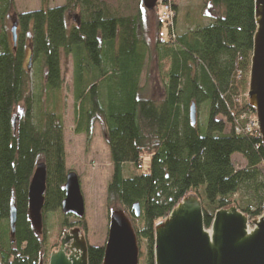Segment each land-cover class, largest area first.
I'll return each instance as SVG.
<instances>
[{
	"label": "trees",
	"instance_id": "trees-1",
	"mask_svg": "<svg viewBox=\"0 0 264 264\" xmlns=\"http://www.w3.org/2000/svg\"><path fill=\"white\" fill-rule=\"evenodd\" d=\"M15 1L0 0V264H42L54 253L46 213L63 214L70 172L62 54L73 59L74 132L90 144L95 125L102 126L114 167L107 205L126 213L139 247L146 242L143 264H155L156 226L191 194L203 205L207 229L220 209L237 206L253 219L264 213L263 140L258 129L237 131L246 125L245 115L256 116L247 96L255 0H203L216 16L184 31H178V9L171 4L175 17L169 24L157 14L154 42L144 0H67L55 7L43 0L39 10L13 16L14 43L7 19ZM153 59L162 92L140 96ZM193 103L197 110L207 105L206 132L204 124L192 123ZM235 154L244 157L245 168L235 167ZM41 162L47 189L38 233L29 217V187ZM75 225L86 230L84 221L61 222L62 229ZM104 253V246H89L88 264H103Z\"/></svg>",
	"mask_w": 264,
	"mask_h": 264
},
{
	"label": "water",
	"instance_id": "water-1",
	"mask_svg": "<svg viewBox=\"0 0 264 264\" xmlns=\"http://www.w3.org/2000/svg\"><path fill=\"white\" fill-rule=\"evenodd\" d=\"M148 9H155L158 0H144ZM257 32L251 60L248 98L256 110L258 129L264 144V0H255ZM17 42V23L11 28ZM31 62L29 64V67ZM196 105L191 106V120L196 123ZM47 166L37 164L29 187V217L38 233L43 230V208ZM62 212L82 218L85 199L79 176L70 171L64 186ZM140 216V205L134 206ZM17 212L11 209L10 225L15 230ZM232 206L215 213L212 227L204 222L203 205L196 194L185 197L171 214L156 226L155 264H264V213L252 221ZM89 243L81 229L64 234L59 249L52 253L49 264H88ZM103 264H140V247L131 220L123 210L110 213L108 240Z\"/></svg>",
	"mask_w": 264,
	"mask_h": 264
},
{
	"label": "rangeland",
	"instance_id": "rangeland-1",
	"mask_svg": "<svg viewBox=\"0 0 264 264\" xmlns=\"http://www.w3.org/2000/svg\"><path fill=\"white\" fill-rule=\"evenodd\" d=\"M66 2L67 0H49L47 6H62ZM167 2L176 5L178 9V31L191 30L201 23H208L217 14V10L203 0H168ZM43 6V0H16L11 17L7 19L9 30L12 28L13 16L16 13L39 10ZM162 11L163 8L160 2L157 3L155 10L149 9L145 11L151 42H154L156 38L157 14L159 13L160 15ZM74 15L75 13L73 12L69 16V25L75 22ZM167 29L162 31L165 35V39L167 37ZM62 70L65 79V84L63 86V114L65 122L67 170L76 172L79 176L85 199L86 213L83 219L76 218L72 215H65L64 213L62 214L59 211L46 213L45 222L48 229V244L52 247L51 249L53 252L59 249L64 234L69 232L72 228L78 227L75 225L74 227L62 229L61 222L64 218H67L70 223L84 221L86 223V230L84 226H79L81 227L82 233L87 238L89 245L105 247L108 240L111 212L107 205V188L114 173L110 151L106 143L102 126L99 123L95 125L94 137L90 144L87 142L84 134H76L74 132L73 59L71 56L67 57L62 54ZM142 84L145 89L140 93V96H160L162 87L155 59L150 62L147 75L143 78ZM22 109L23 104H20L18 110ZM196 120L198 123L204 124L202 131L206 132L208 121L206 104L198 108ZM233 162L237 169H242L247 166L246 160L240 154H235L233 156ZM130 169H133V167L130 166ZM125 176L129 177L130 175L125 174ZM245 195L247 196V193ZM249 220V229L252 230L254 228V224L252 223L254 219L249 217ZM60 234L62 235L61 237ZM140 248L144 250L145 257L147 253L145 241L140 243ZM144 257L140 258V264L144 263ZM42 264H49V260H44Z\"/></svg>",
	"mask_w": 264,
	"mask_h": 264
},
{
	"label": "built area",
	"instance_id": "built-area-1",
	"mask_svg": "<svg viewBox=\"0 0 264 264\" xmlns=\"http://www.w3.org/2000/svg\"><path fill=\"white\" fill-rule=\"evenodd\" d=\"M167 1L168 0H158V3L160 2L163 8V11L160 16L163 21L171 24L175 13H173L171 3H168ZM245 117L248 121L245 126H237L238 132H252V130L258 129L257 116L245 115Z\"/></svg>",
	"mask_w": 264,
	"mask_h": 264
}]
</instances>
